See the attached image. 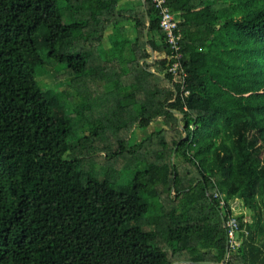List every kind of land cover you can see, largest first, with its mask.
Returning <instances> with one entry per match:
<instances>
[{
  "label": "trees",
  "instance_id": "1",
  "mask_svg": "<svg viewBox=\"0 0 264 264\" xmlns=\"http://www.w3.org/2000/svg\"><path fill=\"white\" fill-rule=\"evenodd\" d=\"M167 4L186 78L151 0H0V264H264V0Z\"/></svg>",
  "mask_w": 264,
  "mask_h": 264
},
{
  "label": "built area",
  "instance_id": "2",
  "mask_svg": "<svg viewBox=\"0 0 264 264\" xmlns=\"http://www.w3.org/2000/svg\"><path fill=\"white\" fill-rule=\"evenodd\" d=\"M157 10L161 12L160 27L165 32L167 41L171 47V66L170 72L173 74L182 73L183 77H187L186 71L182 67L183 52H182V33L179 29L180 18L170 9L167 0H151ZM185 96L189 95V91L184 92ZM229 226L228 242L229 251L241 248V244L237 240V231L239 223L236 216L231 215L227 221Z\"/></svg>",
  "mask_w": 264,
  "mask_h": 264
},
{
  "label": "rangeland",
  "instance_id": "3",
  "mask_svg": "<svg viewBox=\"0 0 264 264\" xmlns=\"http://www.w3.org/2000/svg\"><path fill=\"white\" fill-rule=\"evenodd\" d=\"M44 82H45V84H47V86H49V87H55L54 85L56 84V82L54 81V75L51 74V75H49V76L44 77ZM46 88H47V87H46ZM142 133H143V132H142ZM143 135H144V134H143ZM243 209H245V208H239V211H243ZM236 215H239V213L236 212Z\"/></svg>",
  "mask_w": 264,
  "mask_h": 264
},
{
  "label": "crops",
  "instance_id": "4",
  "mask_svg": "<svg viewBox=\"0 0 264 264\" xmlns=\"http://www.w3.org/2000/svg\"><path fill=\"white\" fill-rule=\"evenodd\" d=\"M237 211L239 215H246L247 220H251V212L247 209H243V211H239V207L236 205Z\"/></svg>",
  "mask_w": 264,
  "mask_h": 264
},
{
  "label": "water",
  "instance_id": "5",
  "mask_svg": "<svg viewBox=\"0 0 264 264\" xmlns=\"http://www.w3.org/2000/svg\"><path fill=\"white\" fill-rule=\"evenodd\" d=\"M141 1H143V0H141ZM148 31H149V29H147L145 32L146 36L148 35ZM154 54H155V52L153 51V55ZM228 258H229V253L227 254V256H226V258L222 264H227ZM208 264H210V263H208Z\"/></svg>",
  "mask_w": 264,
  "mask_h": 264
}]
</instances>
